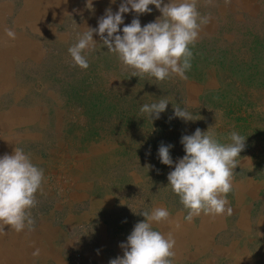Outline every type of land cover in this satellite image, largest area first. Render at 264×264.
<instances>
[{
  "label": "rangeland",
  "instance_id": "rangeland-1",
  "mask_svg": "<svg viewBox=\"0 0 264 264\" xmlns=\"http://www.w3.org/2000/svg\"><path fill=\"white\" fill-rule=\"evenodd\" d=\"M26 1L0 0V157L20 147L44 171L29 210L36 249L56 264L109 263L123 256L139 213L164 207L169 221L153 229L193 241L175 244L174 264H264V0H197L211 22L191 49L188 79L164 81L132 77L95 33L89 67L73 65L78 34L123 0ZM149 8L123 14L120 28L153 22L160 12ZM159 98L169 104L150 120L140 107ZM177 105L198 120L175 118ZM197 128L221 143L233 131L246 140L226 197L232 215L188 222L167 176L185 155L181 137ZM161 143L172 145L171 167L158 158Z\"/></svg>",
  "mask_w": 264,
  "mask_h": 264
},
{
  "label": "clouds",
  "instance_id": "clouds-1",
  "mask_svg": "<svg viewBox=\"0 0 264 264\" xmlns=\"http://www.w3.org/2000/svg\"><path fill=\"white\" fill-rule=\"evenodd\" d=\"M162 3L163 0H123L115 13L107 8L98 19L97 27H85L86 31L78 34L77 42L68 48L73 65L82 70L89 67L83 53L95 51V33L102 46L108 49L107 53L115 54L124 67L133 70L132 77L147 75L164 81L175 75L187 80L185 73L190 70L193 58L191 49L199 38L201 27L211 22V16L201 15L197 0H168L161 6ZM228 3L230 0H225V4ZM206 4L211 5L212 0H206ZM149 5L160 12L153 22L142 27L139 19L134 18L120 28L124 24L123 14L130 11L137 16L150 14ZM4 33L12 40L16 38L12 29H4ZM168 104L167 98H159L143 104L140 112L150 120L159 119ZM173 112L175 118L185 122L198 120L179 105L173 107ZM227 139L231 142L221 143L214 132H202L199 128L181 137L185 155L169 172L167 188L179 197L183 209L187 210L184 219L188 222L202 213L212 217L232 215L226 197L233 190L234 169L246 138L233 131ZM171 147L161 143L158 148L160 162L169 167L173 165ZM43 179V169L32 163L30 154L23 148L15 147L12 154L0 157V234H7L5 225L17 233L26 227L33 230L35 221L29 210L37 204L35 194L41 189ZM139 215L144 220L135 224L126 242L119 245L123 256L110 259L109 264H174L176 241L172 233L164 234L152 226L169 221L168 209L156 207ZM39 254L38 248L32 253L34 257Z\"/></svg>",
  "mask_w": 264,
  "mask_h": 264
},
{
  "label": "crops",
  "instance_id": "crops-1",
  "mask_svg": "<svg viewBox=\"0 0 264 264\" xmlns=\"http://www.w3.org/2000/svg\"><path fill=\"white\" fill-rule=\"evenodd\" d=\"M26 2L27 5L34 4L35 2L37 4V1L34 0H27ZM43 12L44 14H47L49 11L46 9ZM4 231L7 232L6 235L0 234V264H56L51 261V258L48 255L43 254L41 251L36 257L32 255V253L36 250V247L34 246V230H29L26 227L23 231L17 233L14 230H11L9 226L5 225ZM175 241L177 247L180 246L179 244L182 242L183 244L189 243L193 246V241H190V237L176 238ZM182 247L185 249L184 245H182ZM185 253L187 259H193V257L188 255V252L185 251ZM62 264L65 263L62 261ZM98 264L109 263H106L103 259H100Z\"/></svg>",
  "mask_w": 264,
  "mask_h": 264
}]
</instances>
